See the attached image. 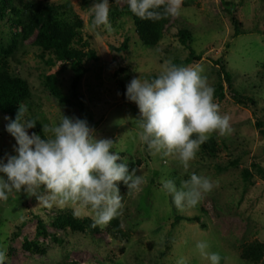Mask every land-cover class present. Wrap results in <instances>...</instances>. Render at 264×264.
Masks as SVG:
<instances>
[{
	"label": "rangeland",
	"instance_id": "rangeland-1",
	"mask_svg": "<svg viewBox=\"0 0 264 264\" xmlns=\"http://www.w3.org/2000/svg\"><path fill=\"white\" fill-rule=\"evenodd\" d=\"M34 3H70L83 21L72 46L80 49L84 42L99 57L88 62L79 100L84 112L74 104H61L44 86V79L55 75L64 93L71 95L73 72L70 65L49 66L43 52L32 45L19 46L9 59L14 75L26 79L33 92L36 115L42 125L58 122L62 115L86 119L101 139H111L129 168H136L146 183L140 190L129 189L120 182L124 207L120 215L129 241L120 242L107 229L96 235L63 233L53 227L62 210L71 207H44L26 193L14 194L0 202V245L8 250L10 264H209L197 250L199 241L207 240L212 252L220 253L221 264H257L241 258L242 248L253 242L264 244V83L259 80L264 64V0H182L181 14L166 28L156 48L142 45L133 21L124 18L112 22L111 32L92 24L93 0H24ZM184 2L187 3L185 7ZM126 0H110V10L123 8ZM229 11H235L241 34ZM193 34V49L202 60L191 66L204 68L208 82L215 90L223 86L225 99L216 102L221 114L231 117L230 136L213 134L219 154L211 159L197 154L192 167L185 171L174 156L151 155L139 140L138 106L126 98V86L133 79H150L159 74L167 61L184 60L189 52L178 38V31ZM9 29L0 25L2 48L10 45ZM222 59L231 76L230 83L216 65ZM78 101V100H77ZM75 101V103L77 102ZM28 118L31 117L27 113ZM0 113V159L15 155L17 142L6 130L9 123ZM13 120L15 118H12ZM125 119L123 125L119 120ZM32 129L29 130V134ZM45 136V133H43ZM210 138V139H211ZM192 172L218 181V187L205 194L196 207L178 210L172 197L162 189V182L190 178ZM249 173V176L245 174ZM7 178V177H5ZM40 194H44L43 187ZM81 218H91L88 209H79ZM177 217H198L199 222L176 221ZM42 220L51 235L64 241L62 246L50 238L38 237ZM38 242L45 254L24 250V244ZM264 264V259L258 263Z\"/></svg>",
	"mask_w": 264,
	"mask_h": 264
},
{
	"label": "clouds",
	"instance_id": "clouds-1",
	"mask_svg": "<svg viewBox=\"0 0 264 264\" xmlns=\"http://www.w3.org/2000/svg\"><path fill=\"white\" fill-rule=\"evenodd\" d=\"M132 14L142 20L158 21L181 14L182 0H126ZM96 28L111 32L110 0H93L90 7ZM126 98L139 108V140L148 152L156 156H174L189 170L198 158L201 146L213 134L230 136L234 129L231 117L221 114L215 89L210 86L202 66H182L165 62L152 79L133 78L126 86ZM28 109L19 105L15 119L5 117L6 130L15 138V155L0 159V202L14 194L35 196L44 207H71L74 215L88 209L93 215V227L103 229L120 215L124 197L122 182L129 192L140 190L146 183L136 168H129L128 159L121 156L111 139H101L86 119L62 115L58 122L43 124L45 136L29 130L37 121L28 118ZM125 119L118 123L123 125ZM7 177V178H5ZM43 187L44 194H40ZM218 187V181L192 172L190 178L162 182V191L172 197L178 210L196 207L205 194ZM209 264H221L218 252L202 240L196 244ZM0 264H10L8 250L0 245ZM178 264H186L184 259Z\"/></svg>",
	"mask_w": 264,
	"mask_h": 264
},
{
	"label": "trees",
	"instance_id": "trees-1",
	"mask_svg": "<svg viewBox=\"0 0 264 264\" xmlns=\"http://www.w3.org/2000/svg\"><path fill=\"white\" fill-rule=\"evenodd\" d=\"M227 5L225 0H220ZM185 7L187 3L184 2ZM236 25L237 34L240 35L241 24L237 22L235 11H229ZM176 17V16H175ZM175 17H167L158 21L142 20L135 16L128 9V5L123 8H115L110 10V20L117 22L124 18H130L135 26L138 38L143 46L148 48L158 47L164 39L166 28L172 23ZM4 23L9 29L10 45L8 48H2L0 57V113L15 118L19 109V105L23 104L27 107L31 117L37 121V127L32 132L41 134L42 123L36 115V104L29 82L17 75L11 70L10 58L15 54L19 46L32 40V45L44 53L42 59L49 58L46 63L54 67L58 63L61 65H70L73 78L71 84V95L64 93L58 78L55 75H49L44 79V86L50 94L61 104H74L81 107L84 112V103L79 100L80 88L84 77L89 70L86 63L94 61L98 62L99 57L94 50L89 49V43L86 41L81 45L80 49L73 48L72 44L77 37V31L83 27V21L74 13L72 4H55V3H34L24 0H0V25ZM178 38L181 45L187 49L189 55L184 60H177L175 64L182 66H191L202 60V55H198L193 49V34L187 29L178 31ZM221 67V71L230 83L231 76L228 73L223 60L220 58L216 62ZM154 78V77H152ZM150 78V79H152ZM259 80L264 83V64L261 65ZM215 95L220 101L225 99L223 86L215 90ZM78 100V101H77ZM75 101H77L75 103ZM138 119L139 114L136 111ZM207 158L214 159L219 154V145L216 139L211 138L201 146L199 151ZM245 176H249L246 172ZM185 220L187 222H199L198 217H177L176 221ZM53 227L55 230L65 233L96 235L101 232L100 227H93V219L81 218L74 215L72 210H62L57 214ZM107 229L120 242L129 241V235L124 232L120 217L111 221ZM38 237L50 238L57 245L62 246L64 241L62 238L51 235L47 226L42 220L38 221L37 228ZM24 250L33 254H45L46 250L40 246L38 242L27 241L24 244ZM241 258L245 261L260 263L264 259V244L253 242L242 248Z\"/></svg>",
	"mask_w": 264,
	"mask_h": 264
}]
</instances>
